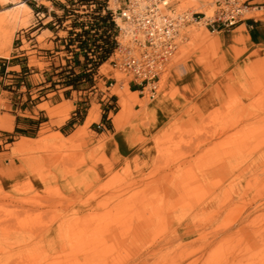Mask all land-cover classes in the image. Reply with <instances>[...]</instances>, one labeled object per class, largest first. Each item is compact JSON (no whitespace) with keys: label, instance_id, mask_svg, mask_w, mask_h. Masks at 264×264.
<instances>
[{"label":"rangeland","instance_id":"obj_1","mask_svg":"<svg viewBox=\"0 0 264 264\" xmlns=\"http://www.w3.org/2000/svg\"><path fill=\"white\" fill-rule=\"evenodd\" d=\"M20 2L0 0L14 30L11 44L0 37V264H264V40L244 24L235 40L240 23L181 26L157 95L124 88L115 130L96 133L103 80L55 86L49 31ZM168 2L212 11L211 0ZM115 76L117 95L126 77ZM80 98L87 112L73 125Z\"/></svg>","mask_w":264,"mask_h":264},{"label":"built area","instance_id":"obj_2","mask_svg":"<svg viewBox=\"0 0 264 264\" xmlns=\"http://www.w3.org/2000/svg\"><path fill=\"white\" fill-rule=\"evenodd\" d=\"M19 1L30 5L36 20L33 26L49 31L50 45L43 51L48 53L46 60L52 73L61 75L53 81L55 86L73 90L86 84L95 88L97 78L103 80L102 95L109 107L94 123L97 130L110 127L112 110L118 104V96L111 92L117 83L116 72L125 75L121 83L136 92L137 97L153 99L178 49L181 26L197 22L212 32H229L253 17L248 15L252 9L263 6L250 0H211L212 11L206 15L176 11L168 0ZM44 16L46 19L42 20ZM27 30L17 32L20 44L26 40ZM104 64L108 68L101 72ZM84 100L73 102L74 121L87 112Z\"/></svg>","mask_w":264,"mask_h":264},{"label":"crops","instance_id":"obj_3","mask_svg":"<svg viewBox=\"0 0 264 264\" xmlns=\"http://www.w3.org/2000/svg\"><path fill=\"white\" fill-rule=\"evenodd\" d=\"M262 1L264 2V0H262ZM262 7H264V5H263ZM243 24H244L245 28L247 29V33H248V35H249L250 40H251L253 43H259L261 40H264V15L259 16V17H251V18H249L247 21H244V22L240 23V24H239L240 26H237V28L242 27ZM237 28H235V30H236ZM235 30H234V31H235ZM237 30H238V29H237ZM230 31H231V30H230ZM251 33L253 34L254 38L251 36ZM233 36H234V34H233ZM130 91H131V92H134V91H132V90H130ZM119 97H120V101H121V96H120V94H119ZM138 98L142 99L141 96H139ZM59 102H61V101H59ZM119 113H120V112H118V113L115 115L114 119H113L114 124H115L116 126H119V125H120V123H121V121H122V119H123V117H124V116H122V117H119L118 119H116V117L118 116ZM127 115H128V114H127ZM101 117H102V114L100 115L99 120L101 119ZM71 118L73 119V117H71ZM99 120H97V121H99ZM97 121H95V122H97ZM95 122H94V123H95ZM109 122L112 123V119H111V121H109ZM75 124H76V121H73V125H75ZM94 128H95V130H93L94 132L97 133V131H99L100 133H104V134L111 133L112 131L115 130V129H114V126H113V123H112V125H111L110 127H106V128H104V129H98V130H97L96 127H94Z\"/></svg>","mask_w":264,"mask_h":264},{"label":"bare ground","instance_id":"obj_4","mask_svg":"<svg viewBox=\"0 0 264 264\" xmlns=\"http://www.w3.org/2000/svg\"><path fill=\"white\" fill-rule=\"evenodd\" d=\"M20 7H27L29 9H31L28 5L25 4V2H20V3L15 4L13 6V8H16V9L17 8H20ZM15 16H16V13H15ZM8 24L9 23H7V22L6 23L5 22L0 23V37H1V39L5 40V41L7 40L9 42V44H11V42L13 40V32H14V30L13 31H10ZM243 29L244 28L241 27V28H239V30H237V32H236V34L234 36L235 40H238L239 39V37H240V34L239 33ZM124 86H126V84L120 85V88H119L120 90H118V94H117L118 96H119V92H121L124 88H127V86L126 87H124ZM119 99H120V97H119ZM56 109H57L56 110L57 116L63 117V118H67L69 116V110H70V108H69V105L67 103L61 104ZM56 114H55V116H56ZM96 117H97V114H94V113L90 112L88 114V117L86 118L85 126L84 125L83 126L86 127L87 125H89V123H91L92 121H94L96 119Z\"/></svg>","mask_w":264,"mask_h":264},{"label":"trees","instance_id":"obj_5","mask_svg":"<svg viewBox=\"0 0 264 264\" xmlns=\"http://www.w3.org/2000/svg\"><path fill=\"white\" fill-rule=\"evenodd\" d=\"M251 36L254 38L252 33H251ZM1 69H3V67ZM31 122H34L36 124V126L39 125V123H40L39 120H31ZM71 123H73V121H71ZM21 132H23L24 134H27V132H25V131H21Z\"/></svg>","mask_w":264,"mask_h":264}]
</instances>
